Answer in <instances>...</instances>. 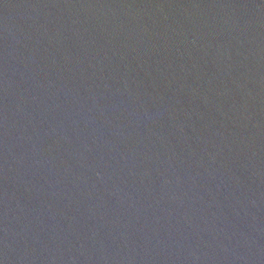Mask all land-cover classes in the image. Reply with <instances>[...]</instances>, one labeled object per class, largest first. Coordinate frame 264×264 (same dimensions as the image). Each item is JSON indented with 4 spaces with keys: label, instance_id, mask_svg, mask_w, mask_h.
<instances>
[{
    "label": "water",
    "instance_id": "95a60500",
    "mask_svg": "<svg viewBox=\"0 0 264 264\" xmlns=\"http://www.w3.org/2000/svg\"><path fill=\"white\" fill-rule=\"evenodd\" d=\"M0 264H264V0H0Z\"/></svg>",
    "mask_w": 264,
    "mask_h": 264
}]
</instances>
